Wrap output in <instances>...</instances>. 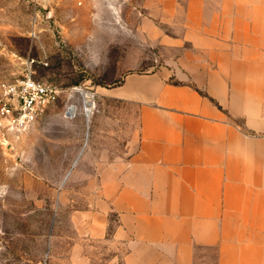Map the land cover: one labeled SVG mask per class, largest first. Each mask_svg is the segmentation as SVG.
<instances>
[{"label": "crops", "instance_id": "obj_1", "mask_svg": "<svg viewBox=\"0 0 264 264\" xmlns=\"http://www.w3.org/2000/svg\"><path fill=\"white\" fill-rule=\"evenodd\" d=\"M216 4L173 40L184 81L129 72L106 90L137 104L138 131L89 148L60 264H264V0Z\"/></svg>", "mask_w": 264, "mask_h": 264}, {"label": "rangeland", "instance_id": "obj_2", "mask_svg": "<svg viewBox=\"0 0 264 264\" xmlns=\"http://www.w3.org/2000/svg\"><path fill=\"white\" fill-rule=\"evenodd\" d=\"M217 4L0 0V82L31 70L59 90L21 132L0 118V264L62 262L76 233L72 215L88 207L95 173L89 148L103 140L122 147L125 131L129 150L138 131L137 104L111 99L106 90L129 72L161 71L184 81L176 63L183 48L173 40L182 39L192 10L207 15ZM103 116L114 142L103 135ZM96 254L102 257V249Z\"/></svg>", "mask_w": 264, "mask_h": 264}, {"label": "built area", "instance_id": "obj_3", "mask_svg": "<svg viewBox=\"0 0 264 264\" xmlns=\"http://www.w3.org/2000/svg\"><path fill=\"white\" fill-rule=\"evenodd\" d=\"M59 90L53 84L25 74L0 82V118L13 132H21L42 117L56 101Z\"/></svg>", "mask_w": 264, "mask_h": 264}, {"label": "bare ground", "instance_id": "obj_4", "mask_svg": "<svg viewBox=\"0 0 264 264\" xmlns=\"http://www.w3.org/2000/svg\"><path fill=\"white\" fill-rule=\"evenodd\" d=\"M71 109H72V107L69 108V110H71ZM87 111H88V110H86V112H87Z\"/></svg>", "mask_w": 264, "mask_h": 264}]
</instances>
